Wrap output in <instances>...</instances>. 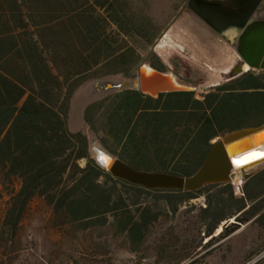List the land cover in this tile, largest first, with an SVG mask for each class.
<instances>
[{"label": "trees", "instance_id": "1", "mask_svg": "<svg viewBox=\"0 0 264 264\" xmlns=\"http://www.w3.org/2000/svg\"><path fill=\"white\" fill-rule=\"evenodd\" d=\"M104 1L0 0V169L20 181L4 227L16 230L36 198L46 200L72 223L106 221L112 214L123 217L129 212L121 207L127 208L126 200L132 197L165 196L169 204H176L174 214L183 204L203 198L205 207L199 209V218L210 242L227 221L238 224H232V230L225 224L219 235L222 239L242 225L264 222V169L246 178L240 197L231 185L207 187L198 193L150 192L101 170L89 157L87 138L69 131L71 101L84 83L126 75L139 67L137 52L128 46L132 36L120 21L116 3ZM97 7L103 14L95 13ZM263 79L264 73L244 75L212 90L202 102L193 100V93L162 95L177 104L155 113L144 110L134 128L131 111L113 117V129L128 137L117 157L141 170V165L151 163L149 156L162 161L163 155L172 154L175 146L165 147V136L173 141L188 137L181 157L187 164L178 176L189 177L202 165L214 139L259 124V114L264 117ZM128 94L136 97L130 101L134 114L143 99L151 100L139 93ZM99 106L88 109L87 122ZM252 119L257 120L255 124ZM142 121L151 127L150 144L138 138ZM148 130L144 128L145 137ZM181 150L176 148V152ZM81 162L86 163L84 168ZM150 220L144 210L129 234L140 236Z\"/></svg>", "mask_w": 264, "mask_h": 264}, {"label": "rangeland", "instance_id": "2", "mask_svg": "<svg viewBox=\"0 0 264 264\" xmlns=\"http://www.w3.org/2000/svg\"><path fill=\"white\" fill-rule=\"evenodd\" d=\"M111 1L116 3L120 21L132 36L128 46L137 52L135 61L139 67L126 75L91 79L75 92L73 98L85 87L91 86L92 91H95L100 81L134 82L138 79V70L142 65L173 74L180 84L195 90L193 94L197 99L242 77L228 82L229 75H223L229 66L233 65L234 68L240 61L235 38L232 44L228 43L225 37L210 29L188 9L190 0ZM95 13L103 14L99 7ZM192 19L199 21L223 44L222 61L218 58L216 63L208 52V46L183 28L180 30L182 36L179 34L177 38L174 35V39L169 42L165 60L156 54V48L170 30ZM261 73L250 71L247 74ZM115 95V92L98 97L92 94L98 104ZM171 103L173 100L168 101V104ZM103 119L99 117L98 123ZM95 139L105 150L111 148L115 153L118 152L117 143L114 147L111 141H103L99 133H95ZM179 141L183 145L177 143ZM187 143L188 138L169 143L167 147L175 146L170 156L164 157L162 154V161L149 156L147 159L151 163L141 165V170L150 168L156 172L182 174L187 163L181 157ZM176 148L182 150L176 152ZM85 165V162L80 163L82 168ZM263 166L241 177L240 193L234 188L238 197L242 196L241 189L246 178ZM19 190L20 181L8 178L0 169V264H264V222L242 225L238 232L225 239L215 232L216 239L210 242L211 238L205 237L199 218V209L205 207L203 198L183 204L174 214L176 204H169L165 196L132 197L126 200L127 208L121 207L129 212L123 217L112 214L106 221L101 219L77 223L66 221L62 213H56L46 200L36 198L28 206L16 230L5 228V216L11 199ZM144 210L148 211L151 222L140 236H131L129 229ZM155 217H158L157 222L154 221ZM123 221L129 225L125 226ZM234 223L238 224L236 221ZM225 224L230 227L233 223H222V230Z\"/></svg>", "mask_w": 264, "mask_h": 264}, {"label": "water", "instance_id": "3", "mask_svg": "<svg viewBox=\"0 0 264 264\" xmlns=\"http://www.w3.org/2000/svg\"><path fill=\"white\" fill-rule=\"evenodd\" d=\"M261 0H256L255 5ZM188 9L218 35L226 37L233 27H228V17L212 7L208 0H191ZM253 9L239 18L240 27H244L251 18ZM241 48H237L240 61L227 76L230 82L250 71L264 72V26L259 30L247 31L241 37ZM249 71L244 72L243 66ZM95 91L102 93L136 91L144 96L159 98L161 95L194 93L191 87L180 84L171 73H163L150 65H142L138 70V79L134 82H98ZM89 157L113 179L146 191H164L176 193H198L207 187L231 185L249 172L264 165V124L248 127L224 135L212 144L210 151L198 168L189 177L165 172L138 170L117 158L95 141L89 143ZM234 224V223H233ZM224 226V225H223Z\"/></svg>", "mask_w": 264, "mask_h": 264}, {"label": "crops", "instance_id": "4", "mask_svg": "<svg viewBox=\"0 0 264 264\" xmlns=\"http://www.w3.org/2000/svg\"><path fill=\"white\" fill-rule=\"evenodd\" d=\"M192 20H189V23L191 25L193 24ZM256 76H259V75H256ZM263 83H264V79H263ZM92 89H93V87H91V86L85 87L83 90H81V93H79V95L77 93L75 95V97L73 98V100L71 101L70 112H69V116H68V129L73 134H78V133L83 134L87 138L89 143L92 141L96 142L97 140L95 139V133H99L100 137L103 138V141H111V144L114 147H116V145H117V147H119L117 153L110 150L111 148H107V150L111 154H114V155L119 154V152L121 150V146L126 143V140L128 139V137H127V134L124 136L120 135L118 133V128L113 129V123H112L113 117L118 118L119 116H126L128 114V112L131 111V116L133 118L131 128H134L135 124L138 121V118H140L139 115L141 113H144V110L146 113H155V112H159V111L163 110L164 107H167L169 105L173 106V105L177 104V101L175 99L161 98L162 95L156 99L145 96V97L150 98L151 100L143 99L139 104L140 106L138 107V112H136L134 114V108H135L134 106L135 105L133 102H130V101L132 99H135L136 97L134 95L128 94V93H139V92H136V91H125L122 93L115 92L116 95L114 97L107 99L106 101H103L102 103L98 104V103H95L97 99L94 96H92V94L96 95L97 97L102 96V95L104 96L105 94L102 93V95H99L97 93V91H92ZM106 94H109V93H106ZM139 94H141V93H139ZM170 95H172V94H170ZM105 97H107V96H105ZM105 97H103V98H105ZM94 98H95V101H93ZM203 98L204 97H202V99H197L194 96L193 100L202 102L204 100ZM169 100H173V103L168 104ZM97 104L101 105V106H99L96 110L92 111V113L89 115V117H88L90 120V123H89V122H87V119H86V113H87L89 108H91L92 106L97 105ZM182 106H184L183 103L179 105V107H181V108H182ZM191 107H193V106H189V108H191ZM99 117L104 118L101 123H98ZM251 121H253L252 122V124H253L257 120L252 119ZM263 124H264V117H263V115L259 114V124L246 126V127L241 128V129L248 128V127H258V126H262ZM140 125L141 126L139 129V132L141 134L139 135L138 138L139 139L143 138V141L150 144V142L152 141V137L150 135L151 127L149 125H147V122H145V121L140 122ZM195 125H196L195 123L191 124L190 125L191 129ZM144 128L149 129L148 130L149 134H147L146 137H145V134L143 133ZM241 129H238V130H241ZM164 130H165V132L167 131L166 129H164ZM234 131H237V130H234ZM231 132H233V131H231ZM184 138H188V137H183V138H178V139L181 140ZM219 139H221V138L214 139L211 142V146H212V144H214ZM120 140H122L121 143H120ZM164 140H165V147H167L168 142L171 139H169L167 136H165ZM118 142L120 144H118ZM170 142L172 144L173 140H171ZM115 143H117V144L115 145ZM123 162H125V161H123ZM263 169H264V166L262 168H260L259 171L255 172L254 174L260 173Z\"/></svg>", "mask_w": 264, "mask_h": 264}, {"label": "flooded vegetation", "instance_id": "5", "mask_svg": "<svg viewBox=\"0 0 264 264\" xmlns=\"http://www.w3.org/2000/svg\"><path fill=\"white\" fill-rule=\"evenodd\" d=\"M191 1V0H190ZM212 7L222 11L228 18L226 22L228 27H233L230 32L236 33V50L241 48L240 42L241 37L247 31L259 30L260 26H264V0L255 5L256 0H208ZM252 11L249 22L244 26L240 27V20L243 16L247 15L249 11ZM228 43L232 40L228 39ZM234 40V39H233ZM232 44V43H231Z\"/></svg>", "mask_w": 264, "mask_h": 264}, {"label": "bare ground", "instance_id": "6", "mask_svg": "<svg viewBox=\"0 0 264 264\" xmlns=\"http://www.w3.org/2000/svg\"><path fill=\"white\" fill-rule=\"evenodd\" d=\"M192 21H193L194 25L193 24L191 25L189 23V21H184V22L179 23L176 26V28L170 30L168 32V34L165 36V38L160 42L159 46L156 48V54L161 59L165 60L167 58V48L169 47V42L171 41V39H174V35L177 38H179L177 36L179 34L182 36V34L180 33V30L183 28L182 30H184L185 32L187 31L189 34H191L193 36H196L200 41H202L205 45L208 46V49H209L208 52L210 53L211 56H213V60H215L216 63L218 62L219 59L222 61L223 58H222L221 53L224 52L223 51V44L221 42H219V40H217L214 37V35L211 32H209L208 29H206L204 26H202L199 21H196L194 19ZM227 37H229V39L233 40L236 37V33H234V32L228 33ZM179 41H181V40H179ZM212 50H213V52H212ZM182 51H183V49L181 50V52ZM232 66L231 67L229 66L226 69V71L223 73V75H228L231 71H233V69L235 67L232 68ZM243 71L248 72L249 67L246 65L243 66ZM241 185H242L241 178H237L235 181V188L238 189L241 187ZM232 223H234V221H232ZM221 232H222V227L217 231V234H220Z\"/></svg>", "mask_w": 264, "mask_h": 264}, {"label": "built area", "instance_id": "7", "mask_svg": "<svg viewBox=\"0 0 264 264\" xmlns=\"http://www.w3.org/2000/svg\"><path fill=\"white\" fill-rule=\"evenodd\" d=\"M236 191H237L238 193H240V188L236 189Z\"/></svg>", "mask_w": 264, "mask_h": 264}]
</instances>
